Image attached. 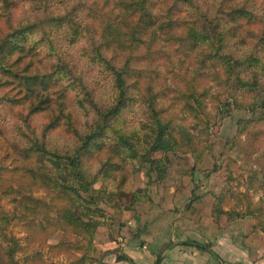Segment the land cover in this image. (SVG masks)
I'll list each match as a JSON object with an SVG mask.
<instances>
[{
    "label": "trees",
    "instance_id": "1",
    "mask_svg": "<svg viewBox=\"0 0 264 264\" xmlns=\"http://www.w3.org/2000/svg\"><path fill=\"white\" fill-rule=\"evenodd\" d=\"M24 1L37 6L27 4L24 16L10 25L15 0H0V20L8 28L4 33L0 29V102L19 108L13 110L16 135L8 140L15 165L0 170L14 174L19 188L26 182L31 189L54 193L55 200L63 203L59 218L87 237L84 256L70 263L82 264L92 261L86 253L98 225L92 217L100 211L99 203L121 210L132 207L122 205L116 188H108L104 180L132 167L134 160L152 165L160 179L162 156L178 150L179 144L169 120L155 109L154 94L137 93L132 47L126 45L122 53L114 54L103 33L89 26L86 19L96 13L97 0H86L84 9L74 3L79 0ZM163 1L167 11L186 24V40L199 46L217 67V79L229 97L235 93L250 97L247 109L258 105L264 115V0ZM38 90L54 97L53 116L48 100L38 98ZM201 95L191 86L184 94L185 105L194 114L202 106ZM134 103L136 121L127 125L122 114ZM220 107L228 110L229 102ZM35 115L45 118L38 130L31 124ZM55 130L72 137L69 146L61 150L49 146L46 135ZM93 152L100 154L97 169L90 173L85 161ZM153 153L160 156L151 157ZM99 180L103 185L95 186ZM26 199L36 204L28 208L35 214L41 203ZM257 224L259 220L253 231L264 232ZM36 226L29 221L25 228ZM13 250L0 246V264H18ZM116 259L131 262L124 255Z\"/></svg>",
    "mask_w": 264,
    "mask_h": 264
},
{
    "label": "rangeland",
    "instance_id": "2",
    "mask_svg": "<svg viewBox=\"0 0 264 264\" xmlns=\"http://www.w3.org/2000/svg\"><path fill=\"white\" fill-rule=\"evenodd\" d=\"M75 2L79 4L78 9H84L87 4L86 0ZM27 4L37 6L31 1L15 0L10 11V25H16L24 16ZM95 4L96 13L86 19L89 26L103 33L114 54L122 53L126 45L132 47L131 64L135 68L137 93L154 94L155 109L169 120L179 147L162 156L164 169L160 179L152 165L134 160L132 167L126 166L117 174L114 172L112 178L104 180L108 188H116L122 205L131 204L132 207L121 210L99 203L100 211L92 217L98 225L91 248H87L86 253V258L92 261L82 264L96 262L101 249L94 247V241L100 236L102 227L106 228L102 232L113 233L111 226L116 222L117 214L133 211L136 204L150 203L153 187L164 180L168 183L184 176L191 185L190 195L184 197L185 210L200 196L208 195L212 217L224 215L228 220H234L247 216L253 224L259 220L257 225L264 229L263 111L258 105L252 110L247 109L245 105L251 100L248 96L235 93L233 98L229 97L217 79V67L205 58L199 46L186 40V24L167 11L163 0H97ZM34 12L38 14L35 9ZM2 22L1 19L0 29L4 33L8 28ZM78 46L70 52L73 54ZM188 86L195 93L202 94L199 97L202 106L197 114L185 105L184 94ZM38 96L48 100L47 109L52 110L50 114L53 116L54 97L41 90H38ZM223 102H229L228 110L220 107ZM136 108L134 103L123 112L127 125L136 121ZM13 110L18 111L19 108L11 109L0 102V128L3 131L0 135L1 169L6 166L10 170L15 165L9 157L8 143L12 134L16 135L12 127ZM91 118L89 114L88 120ZM44 121L41 115L31 118L35 130ZM45 139L49 146L61 150L69 146L72 137L55 130L49 132ZM191 149L192 152L189 151ZM98 154L100 152H93L91 159L85 161L90 173L98 167ZM158 156L159 153L151 155ZM16 182L14 174L0 170V246L14 249L13 258L18 264H70L84 256L87 237L59 218L58 210L63 203L55 200L54 193L42 188L31 189L26 182H20L22 187L19 188ZM101 183L103 185L99 180L95 186ZM27 196L41 203L35 214H31L28 208L36 207V204L27 200ZM218 210L219 213L216 212ZM29 221L37 225L36 228H25ZM110 233L106 236L116 242L119 236ZM31 259H34L33 263H27Z\"/></svg>",
    "mask_w": 264,
    "mask_h": 264
},
{
    "label": "crops",
    "instance_id": "3",
    "mask_svg": "<svg viewBox=\"0 0 264 264\" xmlns=\"http://www.w3.org/2000/svg\"><path fill=\"white\" fill-rule=\"evenodd\" d=\"M152 189L150 203L117 214L113 233L102 227L94 241L100 256L93 264H264V233L253 231L250 217H212L208 195L185 210L184 197L191 193L185 176ZM120 255L131 262L116 259Z\"/></svg>",
    "mask_w": 264,
    "mask_h": 264
}]
</instances>
